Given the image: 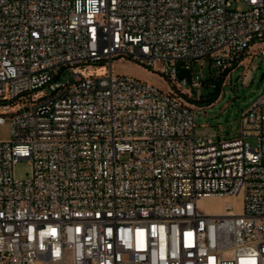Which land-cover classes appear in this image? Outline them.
I'll return each instance as SVG.
<instances>
[{"label":"built area","instance_id":"built-area-1","mask_svg":"<svg viewBox=\"0 0 264 264\" xmlns=\"http://www.w3.org/2000/svg\"><path fill=\"white\" fill-rule=\"evenodd\" d=\"M233 1L0 0V264H264V93L218 140L195 134L189 100L193 61L218 76L254 48L264 68V0Z\"/></svg>","mask_w":264,"mask_h":264},{"label":"rangeland","instance_id":"rangeland-1","mask_svg":"<svg viewBox=\"0 0 264 264\" xmlns=\"http://www.w3.org/2000/svg\"><path fill=\"white\" fill-rule=\"evenodd\" d=\"M232 7L246 8V3L244 0H234ZM176 65L179 76L190 74V70L183 69V62L178 61ZM191 69L192 72L201 75L203 79H206L208 76L217 77V69L208 59L193 61ZM77 70L83 75H89L103 74L106 68L91 66L88 68H78ZM113 72L115 74L139 78L161 89L169 87L167 79L129 59L116 58L113 64ZM67 75V73H63L60 79H65ZM218 78L220 79V86L217 99L208 105L197 106L194 104L193 108L195 134L211 138L212 140L235 136L238 132L241 112L264 93V68L260 65L256 49H250L245 54L241 64L227 74H219ZM212 90L214 88L209 83L200 85L194 89L192 98H197L200 93H207ZM12 106L10 110H16L20 106V103ZM7 111L5 110L4 112ZM9 137V124L7 122L0 124V140H7ZM247 141L252 147L256 145L254 137H248ZM121 157L125 158L126 155H122ZM29 173L30 164L27 159H20L15 163L14 175L17 179H25L29 176ZM241 199V195L230 199L206 197L200 199L198 205L207 213L217 214L221 212L225 202L237 203Z\"/></svg>","mask_w":264,"mask_h":264},{"label":"trees","instance_id":"trees-1","mask_svg":"<svg viewBox=\"0 0 264 264\" xmlns=\"http://www.w3.org/2000/svg\"><path fill=\"white\" fill-rule=\"evenodd\" d=\"M206 83L211 84L214 90L209 91L207 93H200V95L197 98L194 97L189 98V100L197 106L211 104L217 99L219 95L220 79L218 78V76L217 77L208 76L206 79H203V85H206Z\"/></svg>","mask_w":264,"mask_h":264},{"label":"bare ground","instance_id":"bare-ground-1","mask_svg":"<svg viewBox=\"0 0 264 264\" xmlns=\"http://www.w3.org/2000/svg\"><path fill=\"white\" fill-rule=\"evenodd\" d=\"M210 197H213V196H210ZM217 198V197H216ZM219 199H221V198H219ZM199 202V201H198Z\"/></svg>","mask_w":264,"mask_h":264}]
</instances>
